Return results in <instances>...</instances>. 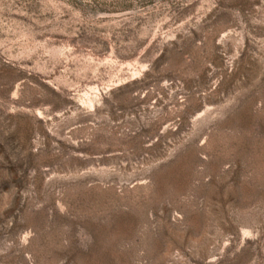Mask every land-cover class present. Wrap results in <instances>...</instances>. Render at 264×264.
Listing matches in <instances>:
<instances>
[{
	"label": "rangeland",
	"instance_id": "rangeland-1",
	"mask_svg": "<svg viewBox=\"0 0 264 264\" xmlns=\"http://www.w3.org/2000/svg\"><path fill=\"white\" fill-rule=\"evenodd\" d=\"M0 264H264V0H0Z\"/></svg>",
	"mask_w": 264,
	"mask_h": 264
}]
</instances>
